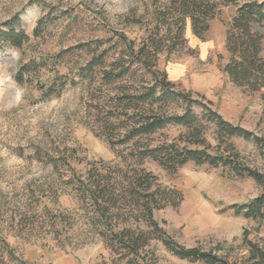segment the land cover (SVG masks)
<instances>
[{"label":"rangeland","instance_id":"1","mask_svg":"<svg viewBox=\"0 0 264 264\" xmlns=\"http://www.w3.org/2000/svg\"><path fill=\"white\" fill-rule=\"evenodd\" d=\"M216 1L221 5V14L210 23V31L198 39L188 19L184 26L185 46H179L168 57L161 54L159 69L168 74L176 92H191V98L198 101L204 97L224 120L263 138L264 90L252 93L234 85L222 71L231 57L225 39L237 6L226 7L222 0ZM168 3L169 0H0V31L5 22L20 19L22 29L33 39L39 21L44 19L46 26L43 38L20 50L0 43V233L18 258L30 264H52L45 255L60 254L77 256L80 264H127L119 262L118 256L88 231L85 210L70 181L71 168L84 176L92 162L102 160L113 168L124 167L106 140L87 126L84 99L85 89L90 88L76 79L77 84L68 83L60 97L35 100L36 92L26 85L20 87L15 75L23 63L35 56L55 54L89 41L116 44L117 53H122L124 46L118 44L116 34L123 33L140 44L153 29L154 8L168 16ZM256 29L264 34V26ZM186 107L185 102L178 101L169 110L182 115ZM192 110L207 126L211 146L218 147L213 125L202 118L204 109L193 105ZM183 133L182 127L172 125L161 137L171 141ZM230 143L240 160L264 175V160L256 145L238 137ZM145 163L164 187L183 194L179 207H167L154 214L155 221L180 245L188 249L200 247L205 252L216 249L218 255L233 263L248 256L243 244L246 233L250 241L264 247V226L236 216L229 209L262 193L253 179L233 176L224 167L192 162L169 175L157 164ZM54 216L62 223L59 227L53 225ZM86 253L91 256L89 260L83 256ZM142 254L146 264H190L169 253L156 238ZM0 264L14 263L0 253Z\"/></svg>","mask_w":264,"mask_h":264},{"label":"trees","instance_id":"2","mask_svg":"<svg viewBox=\"0 0 264 264\" xmlns=\"http://www.w3.org/2000/svg\"><path fill=\"white\" fill-rule=\"evenodd\" d=\"M222 1L226 7L237 6L225 39L231 57L222 71L234 85L261 93L264 34L256 28L264 26V0ZM220 6L216 0H169L166 10L170 14L154 8L153 29L140 44L123 33L116 34L118 44L124 46L122 53H117L116 44L89 41L55 54L35 56L23 63L15 75L20 87L26 85L36 92L35 100L60 97L68 83L76 85L77 80L90 88L85 89L84 99L87 126L94 135L106 140L124 167L113 168L102 160L92 162L84 176L71 168L70 181L85 210L88 231L102 240L119 262L146 264L142 251L156 238L169 253L190 264H264V247L250 241L247 233L243 244L248 256L234 263L218 255L216 249L206 252L200 247L188 249L171 238L155 221L154 214L167 207H179L183 194L164 187L145 167V162L150 161L174 175L192 162L198 166L224 167L233 176L251 178L262 193L229 209L236 216L264 226V175L240 160L236 147L230 143L235 137L251 141L264 160V137L230 124L212 110V103L204 97L198 101L191 98V92H176L168 74L159 69L161 54L168 57L179 46H185L186 21L190 20L193 34L203 39L210 31V23L221 14ZM44 24V19L39 21L32 39L22 29L20 19L9 20L0 31V43L20 50L44 37ZM96 85L99 88L93 89ZM178 101L187 105L184 114H171L169 109ZM193 105L204 109L202 118L213 125L218 147L209 143L208 128L193 112ZM172 125L182 127L185 133L171 141L162 139V132ZM53 225H62L59 217L54 216ZM62 241L66 243L65 239ZM0 244L2 257L7 256L14 264H30L16 256L1 233Z\"/></svg>","mask_w":264,"mask_h":264},{"label":"crops","instance_id":"3","mask_svg":"<svg viewBox=\"0 0 264 264\" xmlns=\"http://www.w3.org/2000/svg\"><path fill=\"white\" fill-rule=\"evenodd\" d=\"M83 256L85 257V259H88V260L91 257L87 253L83 254ZM45 257L50 259L52 264H80L77 256L74 257V256H63V255H60V254H56V255L46 254Z\"/></svg>","mask_w":264,"mask_h":264}]
</instances>
